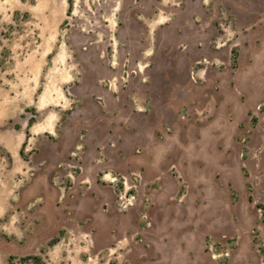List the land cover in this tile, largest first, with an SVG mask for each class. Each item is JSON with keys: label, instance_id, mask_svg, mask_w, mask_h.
I'll return each instance as SVG.
<instances>
[{"label": "rangeland", "instance_id": "374dc122", "mask_svg": "<svg viewBox=\"0 0 264 264\" xmlns=\"http://www.w3.org/2000/svg\"><path fill=\"white\" fill-rule=\"evenodd\" d=\"M0 264H264V0H0Z\"/></svg>", "mask_w": 264, "mask_h": 264}, {"label": "crops", "instance_id": "0c3cea01", "mask_svg": "<svg viewBox=\"0 0 264 264\" xmlns=\"http://www.w3.org/2000/svg\"><path fill=\"white\" fill-rule=\"evenodd\" d=\"M110 134H113V132H110ZM174 139H171L170 141L167 139H162V140H156L155 145L151 146L150 142L151 141H141L140 138L135 137L134 136V140H133V144L132 147H123V141L122 139L119 138H113L111 137L110 140H107L106 143L101 146L102 149V153H106L109 152V150H115L118 157L123 161V162H127L128 164L130 163V160L132 158H134L136 156V151H139L140 153L138 154L139 156V162H141L144 165L145 170H147L148 172L150 171H158V172H162L165 171V168L167 166V164L172 160L171 158V154H168V157H160L159 151H158V147L160 145H164V144H168L171 141H174ZM86 149L85 146H83ZM106 147V149L104 150V148ZM134 156V157H133ZM149 156H153V160H148ZM102 161V162H106L105 159H98V163ZM149 161V162H147ZM97 164V163H96ZM181 189V187H180ZM166 188L162 185L161 187L155 188L154 191L152 192V200H153V209L155 212V216H157L158 214H160V208L162 207V205H157L160 203V201L162 200V198L164 196H166ZM159 201V203H158ZM151 206V207H152ZM158 232H162V230L160 229V226L157 230Z\"/></svg>", "mask_w": 264, "mask_h": 264}, {"label": "built area", "instance_id": "2783aa9c", "mask_svg": "<svg viewBox=\"0 0 264 264\" xmlns=\"http://www.w3.org/2000/svg\"><path fill=\"white\" fill-rule=\"evenodd\" d=\"M81 149L82 145L76 146L75 150L71 152L72 159H81ZM62 165L63 164H60L59 167ZM65 167L69 168L68 176L71 180L74 179V173L77 168L81 169V166L73 163H67ZM104 176L106 181L115 185V205L118 211H127L136 204L138 187L142 181V173L140 171H133L130 175L122 174L120 177L111 175L108 176V173ZM57 178H59V175Z\"/></svg>", "mask_w": 264, "mask_h": 264}]
</instances>
